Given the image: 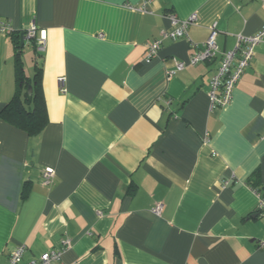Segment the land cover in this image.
<instances>
[{"label":"crops","instance_id":"0c3cea01","mask_svg":"<svg viewBox=\"0 0 264 264\" xmlns=\"http://www.w3.org/2000/svg\"><path fill=\"white\" fill-rule=\"evenodd\" d=\"M191 15L146 61L169 17ZM0 19L45 35L42 54L25 38L21 59L29 46V79L42 67L47 114L35 136L2 118L15 49L0 34V264L65 241L52 264H264V42L223 108L209 99L219 57L175 71L211 28L221 52L259 32L264 0H0Z\"/></svg>","mask_w":264,"mask_h":264},{"label":"built area","instance_id":"2783aa9c","mask_svg":"<svg viewBox=\"0 0 264 264\" xmlns=\"http://www.w3.org/2000/svg\"><path fill=\"white\" fill-rule=\"evenodd\" d=\"M169 19L173 29L168 32H162L160 38L155 39L146 45V61L153 59L157 55L162 42L166 40L174 41L185 37L188 27L196 23L197 17L196 15H191L187 20H179L174 16H170ZM12 33H14V31L10 23L0 19V34L11 35ZM36 33V28L31 26L25 32V38L28 41H34L36 52L42 54L45 51L46 38L43 32L40 33L39 36H37ZM216 37L217 32L211 28L207 40L202 44L200 49L189 58L188 62L175 63V71H182L187 66L210 62L219 57V66L216 74L210 81L209 99L211 110L223 108L231 102L234 88L253 58L254 48L264 42V26L253 36H237L234 48L227 52H221L219 50L216 44ZM173 72H170L169 76L172 75ZM169 103L170 101H167L166 105ZM41 177L43 184L47 185L52 181L54 171L46 168L42 171ZM255 195L258 198V213L264 215V200L259 197L257 191H255ZM161 208V204H156L153 212L159 214ZM63 246V249L47 252L39 258L29 261L27 264H52L58 262L60 261L64 250L68 249L69 242L65 241ZM24 252V246H18L15 248L11 252L7 264H20Z\"/></svg>","mask_w":264,"mask_h":264},{"label":"trees","instance_id":"16d2710c","mask_svg":"<svg viewBox=\"0 0 264 264\" xmlns=\"http://www.w3.org/2000/svg\"><path fill=\"white\" fill-rule=\"evenodd\" d=\"M10 36L13 38L15 49V91L8 107L2 112V118L29 136H35L47 124L45 102L41 89L42 67L41 65L36 66L31 79L25 77L21 59L20 35L12 33ZM253 180L251 185L254 187L258 185L256 175Z\"/></svg>","mask_w":264,"mask_h":264},{"label":"rangeland","instance_id":"374dc122","mask_svg":"<svg viewBox=\"0 0 264 264\" xmlns=\"http://www.w3.org/2000/svg\"><path fill=\"white\" fill-rule=\"evenodd\" d=\"M30 56H31V48L29 46L25 47L24 50H23V54H22V60H23V62H25V66L28 69H30V68L32 69V63H31V60H30Z\"/></svg>","mask_w":264,"mask_h":264},{"label":"water","instance_id":"95a60500","mask_svg":"<svg viewBox=\"0 0 264 264\" xmlns=\"http://www.w3.org/2000/svg\"><path fill=\"white\" fill-rule=\"evenodd\" d=\"M19 37H20V47H22L25 40V33L24 32L20 33Z\"/></svg>","mask_w":264,"mask_h":264}]
</instances>
